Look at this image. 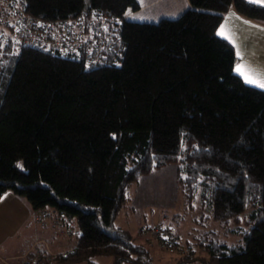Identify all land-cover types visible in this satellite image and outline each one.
Here are the masks:
<instances>
[{
	"label": "trees",
	"instance_id": "1",
	"mask_svg": "<svg viewBox=\"0 0 264 264\" xmlns=\"http://www.w3.org/2000/svg\"><path fill=\"white\" fill-rule=\"evenodd\" d=\"M190 3L157 20L133 18L139 0L0 6V198L11 188L78 226L71 249H39L45 264H151L116 219L130 184L172 163L189 200L200 193L217 221L248 227L242 241H211L203 264H264V91L243 82L235 47L217 35L232 8L264 21V7ZM72 18L84 28L80 56L57 45ZM164 233L159 242L179 245ZM196 259L189 245L175 264Z\"/></svg>",
	"mask_w": 264,
	"mask_h": 264
},
{
	"label": "rangeland",
	"instance_id": "2",
	"mask_svg": "<svg viewBox=\"0 0 264 264\" xmlns=\"http://www.w3.org/2000/svg\"><path fill=\"white\" fill-rule=\"evenodd\" d=\"M141 2V0H139ZM153 0H142L148 2ZM188 0H157L155 3L142 8L133 15L136 19H160L165 15H176L187 9ZM131 9V8H130ZM73 18L69 22L72 21ZM262 21V20H259ZM264 22V21H263ZM248 33V32H247ZM246 33V34H247ZM235 44H238V35H233ZM252 69L251 64L245 63ZM259 73V72H258ZM261 75H264L261 73ZM179 164L172 163L154 169L141 176L138 181L131 183L128 190L129 199L121 208L116 219L117 224L132 234L135 243H142L155 254L152 264H175L184 247H193L197 259L190 264H203V260L210 257L207 245L213 240H227L229 243L242 241L244 232L248 227L240 225L234 229L233 225H224L212 217V205L209 200H204L202 194L189 200L184 193L178 176ZM48 215L40 221V213H36L31 202L24 195H19L15 190H7L0 198V260L11 264L7 256L26 252L24 257L14 258L17 264H45L46 260L39 256V249H46L51 253V242L57 241L50 234L51 227L56 230L53 234L62 233L61 227L66 226L65 235L57 239L61 245L71 248L76 239L78 226L76 220L64 224L61 218H56V213L46 209ZM38 216V219L36 218ZM55 216V218H53ZM52 223V226L51 224ZM56 225L59 227L57 228ZM169 233L170 239L180 241L179 245L170 249L159 242L152 234L154 228ZM63 231V232H64ZM49 238V239H48ZM148 238V240H147ZM59 252L58 250L55 253ZM54 254V253H52ZM115 258L111 255L96 256L97 264H114ZM84 264V263H83ZM122 264H135L125 261Z\"/></svg>",
	"mask_w": 264,
	"mask_h": 264
},
{
	"label": "crops",
	"instance_id": "3",
	"mask_svg": "<svg viewBox=\"0 0 264 264\" xmlns=\"http://www.w3.org/2000/svg\"><path fill=\"white\" fill-rule=\"evenodd\" d=\"M156 1L157 0L142 2V3L139 1L141 3V8L139 9V11H142V8L147 7L148 5H151V4L155 3ZM187 2L188 3H187L186 8H188V6L191 5L190 0H188ZM172 16H176V15H172ZM224 18H225L224 22L221 25L226 26V30L228 31V33L232 37H233V35H236V34L238 35L239 43L236 44L235 51H236V53H237V51H239L242 54L243 59L241 60L240 58H238V61L236 64H240V63L251 64L253 70H255L257 73L259 72L260 74L261 73L264 74V22L263 21H257L255 19L250 18V17H245L244 15L240 14L235 8H232L225 15ZM244 21H247L248 23H245ZM36 213L38 214L37 211H36ZM36 218L38 219V216H36ZM53 218H55V216H53ZM61 219L64 221V224H67L70 221L74 223V220L70 219V218H61ZM50 224L52 226V223H50ZM56 227L58 228L59 226L56 225ZM66 227H67V225L63 226L61 228L64 231V229L66 230ZM56 230H54V228L51 227L50 232H49L57 240V241L51 242V244H50L51 253H55V251H57V250L61 251L62 248H65L68 245V244L66 246L61 245V243L57 239V237L59 235H65L64 234L65 231L64 232L62 231V233H60V234H58V233L53 234ZM39 240H43V237H39L38 240H35V242L28 247V250L33 245H36V243ZM147 240H148V238H147ZM72 245H71V248L73 247ZM71 248H69V249H71ZM28 250H26V252ZM66 250H68V249H66ZM26 252H24V254H22V253L13 254V255L7 256L6 258L10 261L11 264H17L15 262L14 258L24 257V255L27 254ZM151 254L153 255V260H152V263H153L155 254H153V253H151ZM0 264H8V263H5L4 261L0 260Z\"/></svg>",
	"mask_w": 264,
	"mask_h": 264
},
{
	"label": "built area",
	"instance_id": "4",
	"mask_svg": "<svg viewBox=\"0 0 264 264\" xmlns=\"http://www.w3.org/2000/svg\"><path fill=\"white\" fill-rule=\"evenodd\" d=\"M15 2H16V0H0V6L3 8H9V7H11V4L13 5ZM14 16H15V20L13 22L14 24H17L19 26H24L26 24V20L28 19V15L26 14V12L22 11V12H19L18 14L15 13ZM6 19H8L7 16H5L3 14L0 15V21L1 22L6 21ZM72 21H73L72 23L67 21V22L61 24L62 26L59 29L61 35L59 36V38L57 40V45L60 47L67 46V48L69 49L68 52H71L73 54L76 53L77 55L80 56L82 54V46H83V42L85 40V37H84L85 33L83 31L84 28L82 25L75 27V24H77L79 21L78 19L73 18ZM97 21H99V20H97ZM49 25H50V23L45 24V26H49ZM102 44H103L102 38H98V40L95 44L96 47L100 46ZM41 211L39 212L40 215H41ZM47 215H48L47 210H43L42 211L43 219H46ZM163 231L160 229H157L155 227L152 230L151 236L153 235L154 237L158 238V236L161 235ZM164 235H165V237L168 238V240H170L171 237L169 235H166L165 233H164ZM168 240L167 241L165 240V241L169 243ZM166 242H164V243H166ZM165 245H167V244H165ZM170 249L171 250L174 249L173 245L170 247Z\"/></svg>",
	"mask_w": 264,
	"mask_h": 264
},
{
	"label": "snow or ice",
	"instance_id": "5",
	"mask_svg": "<svg viewBox=\"0 0 264 264\" xmlns=\"http://www.w3.org/2000/svg\"><path fill=\"white\" fill-rule=\"evenodd\" d=\"M246 2L252 5H258V6L264 7V0H246ZM141 3H142V0H141ZM129 13H130V10H129ZM129 13H125V15H129ZM93 19H95V14L93 15ZM244 22L248 23L247 21H244ZM105 31H107V28H105ZM217 35L223 37L224 39L229 40V42L232 43L234 47H236L235 41L233 40L232 36L226 30L225 25L220 26V28L217 31ZM236 55L241 60L243 59L242 54L239 51H237ZM234 70L243 79V82L245 84L264 91V75L257 73L255 70L251 69L248 65H245L243 63L237 64ZM165 239H167V237H165Z\"/></svg>",
	"mask_w": 264,
	"mask_h": 264
},
{
	"label": "bare ground",
	"instance_id": "6",
	"mask_svg": "<svg viewBox=\"0 0 264 264\" xmlns=\"http://www.w3.org/2000/svg\"><path fill=\"white\" fill-rule=\"evenodd\" d=\"M45 219H43V217H42V213H41V215H40V221L42 222V221H44Z\"/></svg>",
	"mask_w": 264,
	"mask_h": 264
}]
</instances>
